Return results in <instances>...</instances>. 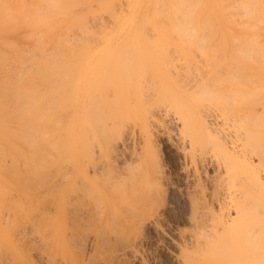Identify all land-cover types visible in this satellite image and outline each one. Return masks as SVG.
Returning a JSON list of instances; mask_svg holds the SVG:
<instances>
[{
  "label": "rangeland",
  "instance_id": "obj_1",
  "mask_svg": "<svg viewBox=\"0 0 264 264\" xmlns=\"http://www.w3.org/2000/svg\"><path fill=\"white\" fill-rule=\"evenodd\" d=\"M82 1L61 40L34 55L38 44L30 39L22 44L25 59H8L13 80L30 81L37 63L67 67L52 76L40 71L31 90L42 95L41 113H51L36 123L41 151L0 154L3 172L13 166L6 171L12 180L4 176L0 185V264H264V230L243 234L244 218L229 200L253 189L258 175L264 179L256 155L264 150V86L231 96L222 83L231 65L248 87L264 82L263 59L239 50L251 31L264 36V27L244 26L242 18L236 25L172 23L163 17L167 5L161 10L166 1L156 9L155 0ZM259 35L251 36L255 43L264 41ZM199 73L209 77L203 82ZM232 97L245 108L233 111ZM263 202L264 194L248 203L246 219L257 218Z\"/></svg>",
  "mask_w": 264,
  "mask_h": 264
},
{
  "label": "bare ground",
  "instance_id": "obj_2",
  "mask_svg": "<svg viewBox=\"0 0 264 264\" xmlns=\"http://www.w3.org/2000/svg\"><path fill=\"white\" fill-rule=\"evenodd\" d=\"M82 0H0V75L2 74V77H4L3 75H5L4 78H1L0 76V151H2V153L0 152V154L2 155L3 152L7 153L9 152L12 153V154H18V153H24V152H28L30 153V155L32 154L31 152H33L36 148H38V142L39 139L41 138L40 136H43L42 135H39V133L36 131V130H40L39 127L37 126L40 120L39 118V115L41 117V119L44 120V117L46 118L47 115H51L50 111H46L43 110V114L41 113L42 111V105L40 104L42 102V95L40 96V94H37V95H34L33 91L31 90H35L37 91V87H39V80H37V75L38 73L41 71L43 74H53L52 72H57V70L59 71H64L65 70V67H67L65 64H61V65H51V64H47V63H37L35 64L36 65V69H34V71H37V74L36 75H33L31 77H33L32 79L29 78L30 81H25L22 79H18V77H16L17 79L16 80H13V76L10 77V65L9 63L12 62L8 59H15V61L17 60L16 58H20L22 55H23V58L24 56L26 55L27 51L24 50L25 48L22 46V44L24 43V45L27 43L26 41L28 40H34L33 42H36L38 45L35 46L36 48H34L32 45V47L35 49L34 51V55H35V52L36 49L38 48H42L43 45H45L48 41H51V40H55V41H58V40H61L62 39V34H61V31L62 29L66 28L67 30V27L71 24H74L75 22H77V17L74 16V14H72L70 12L71 8L73 6H75L78 2H81ZM92 1V0H91ZM166 1V2H165ZM227 2L228 3H223L224 6H220V4L222 2ZM231 1V0H230ZM229 0H170L169 1V4L167 3L168 0H155V9H156V4H161L162 2H165L163 8H161V10L163 11V9L165 8V5H167V8H165L164 10L167 12L166 14L163 13L162 15H164V19L166 21H176L175 23L179 22V23H182L183 24H187L189 25L190 23H194L197 22L198 24H202L204 23L205 26L206 24L208 23H215V22H220L222 24L224 23H228L229 25L230 24H239L241 23L240 20H242L243 22L241 24H243L244 26H248V27H255L257 28L258 26H262L261 28L264 27V0H238V2L240 3H237V0H233V2H236V6L235 3H231ZM83 2V1H82ZM134 2V1H133ZM135 2H137V0H135ZM230 2V3H229ZM84 3V2H83ZM89 3V1H88ZM82 4V3H81ZM141 4V3H140ZM143 4V3H142ZM159 4V5H160ZM163 4V3H162ZM161 4V5H162ZM230 5L231 4H234L233 6L235 7L234 11L237 10V9H241L240 12L241 14L239 13V10L234 12V11H231L230 9H228V7L226 5ZM80 5V3H79ZM158 5V6H159ZM222 5V4H221ZM228 5V6H229ZM154 6V5H153ZM239 6H241L239 8ZM137 7V6H136ZM224 7H226L225 9L229 10L230 12L228 13L227 10H222ZM232 9V6L230 7ZM158 9V8H157ZM160 9V8H159ZM158 9V10H159ZM154 10V8H153ZM243 10V12H242ZM152 11V10H151ZM225 11V13H224ZM159 12V11H158ZM240 14V17H235L234 13H237ZM245 12V13H244ZM153 13V12H151ZM157 13V12H156ZM229 14V16H227V14ZM233 13L232 15L236 18H234L232 15V17L230 16V14ZM242 13H244L242 15ZM155 13H153L154 15ZM246 14V17L244 16ZM159 15H160V12H159ZM157 15V16H159ZM74 16V17H73ZM156 16V15H155ZM242 16V17H241ZM243 16L245 18H243ZM151 17V16H150ZM160 17H162L160 15ZM163 17L160 19L162 20ZM149 18V17H148ZM237 18H242V19H237ZM153 19V16L152 18H150V20ZM156 19V18H154ZM153 19V20H154ZM116 20V18H115ZM147 20V19H146ZM238 20V22L236 21ZM117 21V20H116ZM166 21L164 22V20L162 21V24L166 23ZM240 21V22H239ZM148 22V21H147ZM151 22V21H149ZM160 22V21H159ZM164 22V23H163ZM154 23V22H153ZM173 23V22H172ZM189 23V24H188ZM196 23V24H197ZM167 24V23H166ZM168 24H170L168 22ZM202 24V26L204 25ZM75 25V24H74ZM171 25V24H170ZM179 25V24H177ZM180 25V26H182ZM186 25V26H187ZM213 25H216V24H213ZM227 25V24H226ZM172 26H174L172 24ZM176 26V25H175ZM185 27V25H184ZM183 27V28H184ZM253 27V28H254ZM71 28V27H70ZM260 28V29H261ZM186 29V27H185ZM65 30V31H66ZM249 30V29H248ZM246 30V31H248ZM253 30V29H252ZM251 31V30H250ZM63 32V31H62ZM233 32V31H232ZM241 32V31H240ZM239 32V33H240ZM244 32V31H243ZM250 33V32H248ZM247 33V34H248ZM68 34V33H67ZM243 35V33H241ZM260 34H263L262 32ZM245 35V34H244ZM251 36H254L256 39H258V37L256 35H259L256 30L255 32L254 31H251L250 33ZM249 36L248 34V38L249 39H246L247 36H246V42H248L247 40H249V45L247 48H244L246 47V45L242 48H240L239 50H243L246 57L247 58H256L258 57V59H263V60H260L262 65L260 67H264V46H262L258 43H262L264 45V41L262 42L261 41V38H260V42L258 41L257 43H255V38L254 37H251ZM260 36V35H259ZM263 36V35H261ZM260 36V37H261ZM65 38V36H63ZM236 37V36H235ZM242 37V36H241ZM264 37V36H263ZM234 38V37H233ZM237 38V37H236ZM235 38V39H236ZM239 38V36H238ZM250 38H254L253 40H250ZM234 39V41H235ZM244 39V38H243ZM264 39V38H263ZM262 39V40H263ZM237 41L238 39L234 42V45L235 47H237ZM241 41V40H240ZM243 41V40H242ZM30 42V41H29ZM245 42V41H244ZM32 43V42H31ZM35 43V45H36ZM236 43V44H235ZM252 43L253 46H252ZM28 44V43H27ZM241 44V43H239ZM245 44V43H244ZM233 45V44H232ZM254 45L256 46V48H254ZM23 48H22V47ZM30 46V48H32ZM240 46V45H239ZM243 46V45H242ZM250 46V47H249ZM234 46H231V49L232 51H228V52H233L232 54L235 53V51H233L235 48H233ZM251 47H253L252 50ZM28 48L29 50V47H26ZM40 48V49H41ZM238 48V47H237ZM20 49V51H19ZM39 49V50H40ZM44 48H42V51H43ZM46 49V48H45ZM258 49V50H257ZM67 50L71 51L70 48H67ZM256 50V51H255ZM26 51V52H25ZM33 52V50H30ZM29 52V51H28ZM41 52V51H40ZM25 53V55L23 54ZM28 54H33V53H28ZM40 54V53H39ZM48 54V53H47ZM219 53H216V56L218 57ZM214 56V54L212 55V57ZM33 57V55L30 57V60L31 58ZM38 57V56H37ZM35 57V58H37ZM22 58V59H23ZM35 58H33L34 61ZM215 58V56H214ZM25 59V58H24ZM253 59V60H254ZM255 59V60H256ZM20 60V59H19ZM140 60V59H138ZM8 61V62H7ZM33 61V62H34ZM210 61H214V59L210 60ZM239 61V60H238ZM252 61V60H250ZM17 62V61H16ZM221 62V61H219ZM219 62H216V65L219 63ZM15 63V62H14ZM18 63V62H17ZM20 63V62H19ZM138 63V62H137ZM142 63V62H141ZM214 63V62H212ZM236 63V61H235ZM21 64V63H20ZM60 64V63H59ZM121 63H117L116 65H118ZM211 64V63H210ZM240 64V62H239ZM244 64V62H243ZM251 64V63H250ZM9 65V67H8ZM122 65L124 66V64L122 63ZM212 65V64H211ZM220 65V64H219ZM228 65V64H227ZM230 65V64H229ZM228 65V66H229ZM247 64H244V68L243 69H246ZM249 65V64H248ZM260 65V63H259ZM34 66V64H33ZM56 66V67H55ZM215 66V65H214ZM224 66V65H223ZM232 68H234L233 70H231V74L227 73L228 75L225 76L227 70H226V67L224 66V70L225 71V74H224V78L222 76L220 69L219 71L221 72L220 75L219 73L216 74V75H219V77L222 76V83H224V85L227 87L229 93H231L230 95L233 96L235 95L236 92L238 91H242L244 92V90H262L263 86H264V82L263 80L261 79H258V84H253L251 86L248 87V83H247V79H246V76H245V73L243 72H240L238 74V71L235 73H233L232 71L234 70H237L235 69V67L233 65H231ZM229 66V67H231ZM239 66V65H238ZM236 66V67H238ZM252 66L249 65V68ZM14 67V66H13ZM17 67V65H16ZM112 67V66H111ZM211 67V66H209ZM227 67V69L229 68ZM246 67V68H245ZM253 67V66H252ZM215 68V67H213ZM18 69V68H17ZM21 69V68H20ZM26 69V68H25ZM57 69V70H56ZM120 69V68H119ZM139 69V68H138ZM142 69V68H141ZM155 69V68H154ZM157 69V67H156ZM208 69V68H207ZM248 69V68H247ZM100 70V68H99ZM102 70V69H101ZM116 70V69H115ZM128 70V69H126ZM159 70V69H158ZM157 70V72H158ZM206 70V69H205ZM209 70V69H208ZM208 70L206 71H201L202 73L204 72H207ZM229 70V69H228ZM13 71V70H12ZM20 71V70H19ZM25 71V70H24ZM30 71V70H29ZM32 72H34L32 69H31ZM90 71V69H89ZM210 71V70H209ZM212 71V69H211ZM214 71V69H213ZM212 71V72H213ZM15 72V71H14ZM22 72V71H21ZM19 72V73H21ZM30 72V73H32ZM147 72V71H146ZM151 72V71H150ZM154 72V71H153ZM215 72V71H214ZM213 72V73H214ZM13 73V72H12ZM105 73V72H104ZM118 73V72H117ZM121 73V72H120ZM159 73H160V70H159ZM233 73V74H232ZM14 74V73H13ZM18 74V72H17ZM51 74H49V76H52ZM103 75V73H101ZM99 74V75H101ZM145 74V73H144ZM200 74V73H199ZM205 75L207 74H203V76L200 74V76H202L203 79V82L206 80L205 79ZM209 75V74H208ZM207 75V76H208ZM8 76V77H7ZM18 76V75H17ZM24 76V75H22ZM158 76V75H157ZM211 76V74H210ZM215 76V75H214ZM209 77V76H208ZM217 77V76H216ZM216 77H213L216 79ZM225 77H227V79H225ZM15 78V77H14ZM212 78V80H213ZM201 79V78H200ZM211 79V78H210ZM52 80V79H50ZM202 80V79H201ZM211 80V81H212ZM210 81V82H211ZM214 81V80H213ZM51 83V81H49ZM216 84L214 85H217V81H215ZM218 82H221L219 81L218 79ZM209 83V81H208ZM214 82H211L209 83L210 85L213 84ZM222 83H220L222 85ZM42 84V85H41ZM40 85L43 86V87H46V82L43 80L42 83ZM53 84V82H52ZM76 84V83H74ZM209 84L207 86H209ZM38 85V86H37ZM37 86V87H36ZM75 86V85H74ZM218 86V85H217ZM35 87V89H34ZM76 87V86H75ZM209 87H212L213 86H209ZM220 87V86H219ZM218 87V88H219ZM225 87V89H226ZM217 88V89H218ZM223 88V85L222 87ZM223 90V89H220L223 90V91H226V90ZM211 90V89H210ZM30 91V92H29ZM214 91V90H213ZM212 91V92H213ZM217 90L215 89V92ZM220 91H218V93H220ZM228 91H226V98L229 97V95L227 96V93ZM241 92V93H242ZM43 93V98H45V94L44 92ZM240 93V92H239ZM222 94V92L220 93ZM225 94V93H223ZM243 94V93H242ZM237 95H239L237 93ZM236 95V97H237ZM241 96V95H240ZM236 97H232L231 99H229L228 102H231L233 104L230 105L232 106L229 107L231 108L233 111L236 109V108H240L241 106L244 105V103L242 102V100L240 101V99H237ZM230 98V97H229ZM76 100V99H75ZM227 101V99H226ZM39 103V105H37V103ZM44 102V101H43ZM227 102V103H228ZM230 103V104H231ZM44 105V104H43ZM73 105H74V100H73ZM35 106H42L41 107V110H40V107L39 109L36 108L34 111H33V107ZM76 106V105H75ZM74 106V107H75ZM33 109H32V108ZM229 108H227L229 110ZM242 108V107H241ZM245 108V106H244ZM242 108V109H244ZM32 109V110H31ZM37 109H38V112H37ZM48 109V108H47ZM74 110V109H73ZM82 110V109H81ZM36 114V116L32 113ZM46 112V113H45ZM48 112V114H47ZM75 112V111H73ZM229 112V111H228ZM45 113V114H44ZM50 113V114H49ZM38 114V115H37ZM47 114V115H46ZM79 114V113H78ZM43 115V116H42ZM46 115V116H44ZM82 115V114H81ZM72 116V115H71ZM35 118V119H34ZM39 118V120H38ZM55 118L52 117V123L53 124V120ZM37 120V121H36ZM42 120V121H43ZM56 120V119H55ZM41 121V120H40ZM58 121V120H56ZM55 122V121H54ZM40 124V122H39ZM50 124V125H51ZM57 124V122H55V125ZM49 125V126H50ZM57 126V125H56ZM38 127V128H37ZM51 127V126H50ZM54 127V126H52ZM51 127V128H52ZM74 128V127H73ZM254 128V127H253ZM51 131V130H50ZM36 132V133H35ZM52 132H53V128H52ZM251 132V131H250ZM255 132V131H254ZM50 132L48 131V134ZM34 134L35 136H37V144L36 142L34 141V138L36 140V137H34ZM251 133H249L248 131V135H250ZM258 136V134H256ZM255 133H254V136H256ZM39 136V138H38ZM47 138V136H45ZM249 137H253V133L251 134V136ZM44 140V138H42ZM75 139V138H74ZM33 140V141H32ZM41 140V141H43ZM46 140V139H45ZM44 140V142H45ZM258 140L262 142V139L258 138ZM258 140H256L257 142H259ZM29 141V142H28ZM35 142V144H34ZM33 146H32V144ZM50 143V142H49ZM259 143V144H261ZM23 144V146H22ZM41 144V143H40ZM258 144V143H257ZM258 144V145H259ZM36 145V146H35ZM44 146V143L42 144ZM74 145V144H73ZM263 145V144H262ZM34 150H32L33 148ZM39 147H41L39 145ZM260 147V146H259ZM43 148V147H42ZM262 148V146L260 147ZM260 148H257L256 149V155L258 156L259 160L262 162L264 161V150L260 149ZM36 149V150H37ZM41 149V148H40ZM39 149V150H40ZM36 150L34 151L33 154H37L35 153ZM38 150V153L41 151ZM43 150V149H42ZM15 153H14V152ZM74 151V150H72ZM5 153V154H6ZM4 154V155H5ZM6 154V155H7ZM26 154V153H25ZM19 156V155H18ZM17 156V157H18ZM34 156V155H32ZM30 157V156H29ZM13 158H16L15 155H13ZM35 158V157H34ZM30 161V159H29ZM74 161V160H73ZM77 161V160H76ZM36 162V161H35ZM28 163V162H27ZM15 164V163H13ZM38 164V163H37ZM36 163H34V168L38 167ZM76 165V163H75ZM0 185L2 183H4L5 178L8 179V180H12L10 179V177H6L7 175V170L8 172H10V170L13 168V166L11 167H8L9 169H6V167H4V172L2 171V165L0 164ZM15 166V165H14ZM78 167H74V170H77L76 168H79V165H77ZM73 169V168H72ZM16 169L14 168V171ZM13 171V170H12ZM79 171V170H77ZM16 172V171H15ZM1 173L3 175H1ZM6 173V174H5ZM77 173V172H76ZM5 174V175H4ZM12 175V174H11ZM10 175V176H11ZM15 175V174H14ZM16 175H17V172H16ZM84 175V174H83ZM5 176V178H4ZM9 176V175H7ZM13 176V175H12ZM75 175L74 172L72 174V178L74 177L75 178ZM85 176V175H84ZM14 177V176H13ZM17 177V176H16ZM78 177V176H77ZM12 178V177H11ZM18 178V177H17ZM73 178V179H74ZM20 179V178H19ZM72 179V180H73ZM14 180V179H13ZM75 180V179H74ZM77 181V179H76ZM76 181L74 183H76ZM2 185H5V184H2ZM264 187V179L261 180V177L258 175L256 177V181H255V184H254V188L253 189H245L244 191H240V192H237V193H234V194H231L230 195V203H232L233 205H235V210H236V217H240V218H244V222L243 224L241 225L242 226V233L245 234V233H251V234H258L259 232H262L264 230V202L259 205V207L257 208V212H258V216L257 218H254V219H246L247 218V213L249 212V207L247 206L248 203H250L251 201H255L257 200V198H259L262 194H264V191H263V188ZM262 194L259 195L258 197V192H260ZM235 220V219H233ZM240 229V230H241ZM245 231V233H244ZM249 234V235H251ZM246 235V234H245ZM49 235H47V238H48ZM61 236V235H60ZM59 236V237H60ZM46 237V235H45ZM55 237V236H54ZM64 237V236H63ZM41 238V237H40ZM62 238V237H61ZM60 238V239H61ZM38 239V238H37ZM41 239H45L44 237H42ZM53 239V238H52ZM64 239V238H63ZM63 239L61 241H63ZM32 240L34 241V239L32 238ZM65 240V239H64ZM32 241V243H33ZM45 241V240H44ZM43 241V242H44ZM52 241V240H51ZM55 241V240H54ZM3 242V241H2ZM12 242V241H11ZM31 242V241H30ZM36 242V241H35ZM41 242V241H40ZM50 242V241H48ZM58 242V241H57ZM66 242V241H65ZM14 243V242H13ZM60 243V242H59ZM62 243V242H61ZM64 243V242H63ZM0 244H1V241H0ZM35 244V243H34ZM45 245H48L47 242L44 243ZM56 244V243H54ZM67 244V242H66ZM69 244V243H68ZM37 245V244H36ZM65 245V244H64ZM44 246V245H42ZM54 246V245H53ZM61 246H63V244H61ZM67 247V246H66ZM57 248L56 246L54 247V249ZM62 248V247H61ZM49 249V248H48ZM52 249V248H51ZM50 251V250H49ZM52 251V250H51ZM261 254V253H260ZM259 254V255H260ZM263 254V253H262ZM264 255V254H263ZM48 256V255H47ZM50 258V256H48ZM256 256H254L255 258ZM261 257V255H260ZM260 257H259V260H260ZM257 258V257H256ZM256 258L254 260H256ZM262 259L264 261V258L263 256L261 257V262H262ZM257 260V261H259ZM255 262V261H254ZM260 262V263H261ZM256 263H259V262H256Z\"/></svg>",
  "mask_w": 264,
  "mask_h": 264
}]
</instances>
